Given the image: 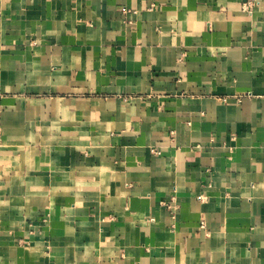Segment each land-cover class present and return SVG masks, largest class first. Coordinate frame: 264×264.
<instances>
[{"label": "crops", "instance_id": "crops-1", "mask_svg": "<svg viewBox=\"0 0 264 264\" xmlns=\"http://www.w3.org/2000/svg\"><path fill=\"white\" fill-rule=\"evenodd\" d=\"M245 1L0 0V264H264Z\"/></svg>", "mask_w": 264, "mask_h": 264}, {"label": "built area", "instance_id": "built-area-1", "mask_svg": "<svg viewBox=\"0 0 264 264\" xmlns=\"http://www.w3.org/2000/svg\"><path fill=\"white\" fill-rule=\"evenodd\" d=\"M257 4V0H246L243 2V7L248 10L249 12L253 11L254 6ZM153 152L155 153H160V150H157L155 148L152 149ZM169 207L171 208L172 205L170 204Z\"/></svg>", "mask_w": 264, "mask_h": 264}]
</instances>
